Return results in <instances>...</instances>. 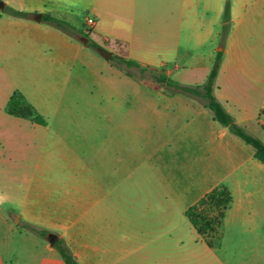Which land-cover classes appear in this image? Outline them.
<instances>
[{
  "label": "rangeland",
  "instance_id": "obj_1",
  "mask_svg": "<svg viewBox=\"0 0 264 264\" xmlns=\"http://www.w3.org/2000/svg\"><path fill=\"white\" fill-rule=\"evenodd\" d=\"M196 1L185 0L181 31L166 42L155 25L164 19L163 12V17L152 12L151 35L123 45L126 50L98 37L100 47L136 61L144 70L105 60L88 44L91 31L85 19L93 18L88 13L73 21L54 16L73 27L75 35L46 22H33V27L24 22L18 41L11 39L0 55V264H65L50 246V234L63 239L74 256L75 249L89 245L87 261L93 264H206L208 250L193 230L164 235L144 231L139 228L143 205H136L141 209L137 211L131 199L147 191L159 195L165 182L182 185L187 201L202 193L197 182L204 176V157L169 153L158 146L162 135L174 134L181 126V118L196 115L163 98L165 83L157 82L158 73L166 75L169 69L170 82L201 86L224 45V14L216 8L200 12L215 26L213 37L199 45ZM235 1L217 0V5L229 9ZM245 2L264 7V0ZM0 15L9 16L1 9ZM52 30L78 48L51 37ZM200 62L209 70L197 68ZM15 91L44 124L7 114ZM259 96L253 99L256 108L264 103ZM262 108L259 115H264ZM199 115L211 119L208 109ZM99 196L105 199L107 216L102 218L96 208L86 212ZM112 198L114 204H106ZM221 233L215 254L224 264H264V233L229 226Z\"/></svg>",
  "mask_w": 264,
  "mask_h": 264
},
{
  "label": "crops",
  "instance_id": "obj_2",
  "mask_svg": "<svg viewBox=\"0 0 264 264\" xmlns=\"http://www.w3.org/2000/svg\"><path fill=\"white\" fill-rule=\"evenodd\" d=\"M245 1L236 0L228 6L229 29L224 40V57L215 80L214 95L237 124L264 142V124L257 121L264 103L261 101L256 108L253 102L258 94L264 99V7L248 5ZM1 4L2 11L11 8L31 13L34 18L0 15V55L6 51L12 38L15 37L18 41V36L21 37L24 22L32 27L33 22H41L35 19L37 14L41 18L43 14H50L73 21L78 15L82 17V14L88 13L95 20L90 33L92 41L99 45L98 37H101L104 43L112 46L119 43V47L124 48L123 45L141 43L146 35L150 36L153 27L152 12H163L164 19L155 25L160 28L161 41L166 42L169 38L177 37L181 31L185 0H0ZM217 7V0H197L194 3V17L198 20V26L196 21L194 25L199 29V45L213 37L215 26L214 21H206V17L200 12L216 8L219 14H224L225 4ZM168 16L171 18L168 19ZM49 34L54 39L64 41L68 47L78 48L66 35L55 30ZM198 59L202 60L200 56ZM197 68L209 70V66L202 62ZM165 73L169 77L172 70L166 69ZM161 89V95L170 103L180 104L182 108L196 113L181 118V126L174 134L162 135V142L158 146L169 153L186 151L189 155L204 157V176L197 182V188H201L202 193L194 200L187 201L182 185L165 182L162 183L159 195L147 191L142 198H131L137 211L141 209L136 205H143L144 223L139 228L144 231L152 229L159 235L188 229L197 235L185 212L213 187L222 184L230 191L232 203L225 214L221 230L223 226H229L245 233H264V164L255 159L253 148L214 121L211 112V119L200 117V110L203 112L207 109L197 99L187 95H169L172 88L166 84ZM175 119L178 125L179 117ZM172 122L170 120L166 125ZM251 128L255 129L254 132ZM106 201V204H114L113 198ZM104 204L103 196L96 197L93 206L86 212L90 213L91 209L96 208L99 218L107 216ZM61 236L65 238L68 234ZM178 243L180 246L184 245L182 241ZM206 248V264H224L215 254L219 245ZM89 252H92L89 245H84L80 250L75 249L76 258L81 264H93L92 261H87L86 253Z\"/></svg>",
  "mask_w": 264,
  "mask_h": 264
},
{
  "label": "trees",
  "instance_id": "obj_3",
  "mask_svg": "<svg viewBox=\"0 0 264 264\" xmlns=\"http://www.w3.org/2000/svg\"><path fill=\"white\" fill-rule=\"evenodd\" d=\"M5 11H7L9 15L21 19H30L33 15L31 13L16 11L11 8H6ZM228 20L229 9L226 8L224 11V39L229 29ZM41 21L53 25L65 34L75 35L78 33L65 21L50 14H43ZM88 44L92 45L94 48L99 46L91 39H89ZM223 48L224 45L216 53L213 67L208 73L206 82L203 85L188 86L180 83H172L167 80L165 74L160 75L159 73L157 82L159 84L165 83L171 87L173 91L183 93L200 101L204 108L210 110L214 121L227 128L245 144L251 146L254 150L255 159L264 164V142L237 124L234 118L226 111L214 95L215 80L224 57ZM111 60H116L120 65L124 64L128 67L142 69V66L133 60H126L118 56H112ZM6 112L8 115L16 118L31 119L37 124H44V119L35 112L34 108L25 101L24 97L18 91H15L9 98ZM231 203L232 195L230 191L224 185L219 184L213 187L193 206L186 210V218L191 223L197 235L203 239L207 247L215 248L218 246V241L221 236L222 222ZM53 247L59 252L65 264H79L76 256L70 252L63 239L58 240Z\"/></svg>",
  "mask_w": 264,
  "mask_h": 264
},
{
  "label": "water",
  "instance_id": "obj_4",
  "mask_svg": "<svg viewBox=\"0 0 264 264\" xmlns=\"http://www.w3.org/2000/svg\"><path fill=\"white\" fill-rule=\"evenodd\" d=\"M0 9H3V4L0 5ZM35 19L37 21H41V15L37 14ZM80 39L83 41V43H85V44L88 43V39L87 38L81 37ZM96 51L105 60H111L112 59L113 54L110 51H107L106 49H104V48H102L100 46L96 48ZM57 241H58V237L56 235H52V234L49 235V243H50L51 246H54Z\"/></svg>",
  "mask_w": 264,
  "mask_h": 264
},
{
  "label": "built area",
  "instance_id": "obj_5",
  "mask_svg": "<svg viewBox=\"0 0 264 264\" xmlns=\"http://www.w3.org/2000/svg\"><path fill=\"white\" fill-rule=\"evenodd\" d=\"M85 20H86L85 24L87 26V30L92 31L91 29H93V27L95 25V20L91 17H88ZM257 121L259 124L263 125L264 124V115H259L257 117Z\"/></svg>",
  "mask_w": 264,
  "mask_h": 264
}]
</instances>
